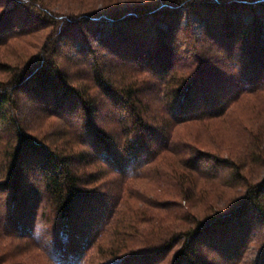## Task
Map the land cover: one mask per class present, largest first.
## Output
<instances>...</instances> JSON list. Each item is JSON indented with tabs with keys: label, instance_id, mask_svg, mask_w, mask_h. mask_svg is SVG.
Masks as SVG:
<instances>
[{
	"label": "trees",
	"instance_id": "trees-1",
	"mask_svg": "<svg viewBox=\"0 0 264 264\" xmlns=\"http://www.w3.org/2000/svg\"><path fill=\"white\" fill-rule=\"evenodd\" d=\"M9 1L14 3L10 10L4 0H0V46L11 36V13L23 1L37 4L36 17L55 26L57 34L64 23L79 30L82 21L97 23V28L112 24L105 31L103 27L92 29L96 34L100 31L101 36L97 42L99 46H92L96 52L99 49V53L89 66L90 85L70 82L66 67L60 65L55 57L58 53L55 39L45 42L37 55L19 67H10L0 60L1 70H12L8 80L0 83V187L11 191L13 202L30 199L34 201V211L40 206L52 211L53 227L59 236L57 244L60 249L57 252L60 257L64 251L71 252L68 264H80L82 251L98 237V231L90 227L95 213H89V209H110L106 227L113 224L117 215L115 205L110 206L108 202L114 189L103 187L102 179L108 175L137 176L147 168L155 167L167 155L177 156L178 166L182 163L198 174L203 171L197 164L201 157L214 158L217 169L223 167L228 170L226 186L239 183L244 192L226 210L216 208L218 205L212 201L206 202L210 209L216 210L214 214L197 219L192 227L180 228L182 231L177 234L170 231L175 229H164L166 231L158 241H147L149 246H155L150 251L158 248L160 256H164L177 244L172 264H201L197 257L201 249L196 248V243L203 236L208 237L209 230L223 226L237 212L248 208L264 223V176L251 182L237 161L209 154L201 148L193 152L195 148H187L188 145L180 141L175 131L176 127L187 122L208 124L224 114L228 104L216 107L208 91L204 98L196 96L200 95V87L217 78L219 72L212 65L215 63L200 65L192 75L179 73L176 69L177 63L173 61V51L169 47L173 35L178 32V24L168 20L169 15L192 12L205 23L204 31L211 36L209 43L216 41V50L226 46L232 52L233 43H239L258 63V57L264 53V0H155L125 9L103 3L98 10L92 12L85 8L78 14L70 10L69 14L60 13L52 6L53 0ZM246 14L250 16L248 21L244 19ZM86 25L90 27L91 24ZM195 39L199 41V37ZM196 56L199 58L198 54ZM118 59L136 63L133 66L135 71L127 78L123 74L121 80H118L120 74L115 69ZM208 59V56L204 58L203 63L209 64ZM140 73H144L146 78L138 84L137 74ZM91 87H95L96 92L90 91ZM19 93L44 105L41 111H45L46 116L67 121L68 113L76 111L81 123L76 127L79 132L75 141L83 146L82 150L78 149V144L69 146L66 142L58 143L57 139L51 140L31 132L28 121L20 116ZM102 105L112 106L115 116L109 119L110 110L102 111ZM259 150L257 143L250 156ZM199 153L202 156H198ZM171 165L162 168V173L158 168L159 175L172 176L178 182V194L186 200L191 199L190 188L185 186L188 178L183 179L184 174L181 173L177 175L176 166L174 163ZM93 168H98L99 172L90 170ZM88 170L90 173L86 174ZM208 170L207 176L218 175L216 171ZM156 227L160 224L156 223ZM131 252L116 256L111 264L133 257Z\"/></svg>",
	"mask_w": 264,
	"mask_h": 264
},
{
	"label": "rangeland",
	"instance_id": "rangeland-1",
	"mask_svg": "<svg viewBox=\"0 0 264 264\" xmlns=\"http://www.w3.org/2000/svg\"><path fill=\"white\" fill-rule=\"evenodd\" d=\"M23 2H19L11 13L13 32L6 43L0 46V60L10 67H19L37 55L45 42L55 39L58 46L55 57L60 65L66 67L70 82L90 85L89 66L99 53V49L96 52L92 46H99L97 42L101 36L100 31H96V34L92 29L103 27L105 31L112 24L106 23L97 28V23L82 21L79 30L74 25L65 26L64 23L61 32L57 34L55 26L36 17L39 8L37 4ZM144 2L153 3L155 0H53L52 6L60 13L69 14L70 10L78 14L85 8L92 12L98 10L103 7V3L115 6L116 9H125ZM4 4L10 10L14 3L4 0ZM248 16L246 14L244 17L245 21L249 20ZM168 20L178 24V32L173 35L169 47L173 51L172 59L177 63L176 69L179 73L186 75L189 72L192 75L200 65L215 63L212 65L219 72L217 78L213 82L209 81L211 84L200 87V95L196 96L201 99L210 92L213 105L225 107L228 104L224 114L208 124L187 122L176 127L180 141H184L187 148H195L193 152L201 148L209 154L230 157L240 164L248 180H260L264 176V53L258 57L260 63H256V58L250 56L244 50L246 47L239 43H233L232 52L226 46L216 50V41L209 43L208 38L211 36L204 31L205 23L192 12L169 15ZM168 20L165 19L166 22ZM152 22L155 24L153 19ZM86 23L91 24L90 27ZM197 37L199 41H196ZM207 56L210 57L209 64L203 63ZM201 58L202 61H199ZM116 62L115 69L120 74L119 78L123 74L127 78L135 71L133 66L136 63L129 59H118ZM11 72V69H0V83L8 80ZM137 76L138 84L146 78L144 73ZM94 90L95 87H91L90 91L96 92ZM18 98L20 116L28 121L31 132L51 140L57 139L58 143L66 142L69 146L72 143L79 145L75 141L79 132L76 127L81 120L76 111H70L67 121H62L54 116H46V112L41 111L45 106L33 102L28 95L19 93ZM111 109L112 106L102 105V111L110 110L109 119L115 116ZM100 117L104 118V115ZM73 134L74 138L71 137ZM257 143L260 152L251 157ZM3 144L1 142V146ZM82 148V145L78 146V149ZM177 161V156L167 155L161 163L158 162L155 167L147 168V171L137 176L108 175L102 179L103 187L114 189L110 192L111 200L108 202L110 206L115 205L116 219L110 227H106L110 209H89V213H95L94 223L90 227L98 231V237L89 248L82 251L80 264H111L116 256L131 251L133 257L119 264H172L177 244L166 251L164 256H160L158 248L149 250L155 246H149L147 241H158L166 231L164 229H175L170 231L177 234L182 231L180 228L194 226L197 219L210 217L216 210L210 209L206 202L212 201L218 205L216 208L226 210L242 196L244 190L239 183L226 186L228 170L223 167L217 169L214 158L209 159L205 155L201 157L197 164L204 173L200 174L191 172L182 163V166H178ZM173 163L176 174L181 173L184 174L183 179L188 178L185 186L190 188L191 199L186 200L178 194L176 179L159 175L162 168L172 167ZM158 168L161 170L159 173ZM208 169L216 171L218 175L207 176L205 173H209ZM31 173L34 174V171ZM88 187L93 188L94 185ZM10 192L0 187V264H68L71 252L64 251L62 257L57 252L60 249L57 244L59 236L58 230L53 227L52 211L45 206L34 211V201L30 199L21 203L13 202ZM156 223L160 227H156ZM196 248L201 249L197 253L201 264H264V223L252 209L240 210L226 220L223 226L218 225L215 230H209L208 237L203 236L196 243Z\"/></svg>",
	"mask_w": 264,
	"mask_h": 264
}]
</instances>
